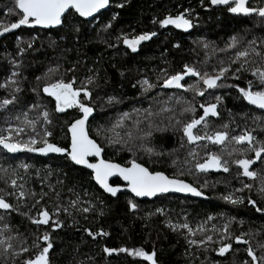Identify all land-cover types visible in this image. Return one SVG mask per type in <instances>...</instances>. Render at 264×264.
I'll return each mask as SVG.
<instances>
[{
    "label": "trees",
    "instance_id": "1",
    "mask_svg": "<svg viewBox=\"0 0 264 264\" xmlns=\"http://www.w3.org/2000/svg\"><path fill=\"white\" fill-rule=\"evenodd\" d=\"M119 3H125V7H116ZM263 3L262 0H255L250 6L260 7ZM13 6L14 0H0L1 25L18 19L8 12V8ZM227 8L212 7L209 0H203V3L201 0H131L130 3L111 0L109 8L96 18H79V34L66 29L45 30L21 26L0 37V85L8 83L7 88L0 87V101L11 99L15 87L22 89L14 93L17 97L14 104L0 109L1 123L9 126V129L21 127L24 125V113H27L28 119L37 120L41 118V111L31 106L42 105L51 113L52 123L46 125L52 132L49 141L68 146V125L81 114L77 109H69L66 113L55 112L54 98L43 93L42 88L50 80H69L73 77L76 79L75 86L79 87L86 77L95 75V83L88 86L92 99L86 101L96 112L89 123V133L103 147L104 157L122 165L138 161L152 171H163L169 176L185 179L207 195L206 199L168 194L154 200H139L124 192L112 197L95 184L89 171L76 166L65 156L55 153L47 156L29 152L8 153L0 146L1 189L5 186L10 192H17L9 184L11 179H16L17 185L25 183L38 194L41 191L48 193L35 207L33 199L31 204L21 206L18 212L0 209V216L4 217L0 220V229L7 224L11 232L6 234L16 233L30 240L24 244L30 251L18 257L11 253L5 256L0 251V264H24L40 250L34 246L37 237H41L37 241L40 247L46 246L47 242L42 239L45 232L50 235L53 244L49 252L50 264H150L126 253L109 256L103 251L105 247L154 250L158 264H242L243 261L253 264L247 255L248 245L235 242L234 237L242 234H247L244 239L251 241L260 258L259 264H264V250L258 247L264 244V212L255 211L249 203L251 198L256 200V206L264 208V198L259 195L264 182V164L257 161L252 165L250 170L258 173L254 180L238 175L242 169L234 163L235 156L224 157L229 161L230 171L227 173L222 170L200 172L195 167L197 162H204L209 152L219 154L222 146L208 144V141L189 143L183 132L186 123L203 114L200 105L216 103L215 97L219 96L220 115L208 117L209 127L205 129L201 125L195 132L223 131L225 129L221 126L228 124L230 136L240 134L246 128L255 129L253 134L264 141V131H261L264 128V112L248 105L239 92V88H247L249 81L253 82V90H260L252 71L257 67L264 69V60L255 53L250 54L249 63L244 65L248 70L240 73H236L235 69L241 61L234 60L237 50L249 48V42L253 40L256 43L251 47L264 55V18L257 14L236 16ZM186 10H191L186 15L193 22V27L188 31L173 25L160 27L152 22ZM115 13L118 16L113 20ZM109 22L112 27L101 31L103 25ZM152 31L157 35L142 42L135 53L122 40H117L118 36L133 38ZM233 36L239 41L236 48L230 47ZM53 40L56 41L55 45L51 44ZM29 42L32 43L31 48L28 47ZM177 44L180 45L178 48L175 47ZM204 44H208V47L205 48ZM21 48L23 54L17 56ZM12 55L19 61L16 68L20 75L14 78L18 85H12L9 81L12 77ZM185 65L209 74L217 73L221 67H229L230 71L218 82L224 86L216 89H206L199 78L193 76L186 77L184 88L162 87L165 77L182 72ZM57 66L59 71L47 77L48 69ZM72 68L75 71H71ZM235 75L240 78L235 79ZM37 77L44 79L38 81ZM145 79L155 85L147 92L140 83ZM198 82L202 90L206 89L203 96L186 90L189 85ZM33 88L38 89L39 95L32 91ZM189 106L195 111H185ZM162 108L170 111H161ZM145 110H150L152 115ZM17 116H20L19 120ZM121 118L126 121L121 124L124 129L118 131L114 125ZM44 127L41 119L37 132L43 135ZM27 128L28 134L32 135L31 128ZM135 139H144V142L136 143ZM245 146L236 145L238 148ZM190 152L196 155L192 156ZM248 156L255 158L254 153H248ZM22 163L31 167L25 170L20 167ZM112 184H120V181L114 179ZM244 184L253 187L249 190L243 188ZM242 188L243 191H238ZM228 195L242 197L243 203L234 205L228 202L224 199ZM78 198L76 207H70V201ZM129 200L138 204L135 212L130 210ZM8 202L23 204L15 196H10ZM57 205L69 208L70 214L61 211L58 217H52L49 225H36L29 219L36 217L42 207H47L52 213ZM84 207L91 210L88 213L79 210ZM158 209H163V212H158ZM57 219L63 227L54 225L53 221ZM185 223L194 230L201 226L215 229L213 240L190 246L188 241L192 236L187 229L180 227ZM170 224L176 227H169ZM225 224L229 226L227 234L222 233ZM86 229L93 233L103 229L109 235L93 238ZM225 235L228 239H225ZM204 236V232L196 231L195 237L199 240ZM20 243V238L13 241L15 250L19 251ZM226 243H231L232 249L221 256L219 248Z\"/></svg>",
    "mask_w": 264,
    "mask_h": 264
},
{
    "label": "snow or ice",
    "instance_id": "2",
    "mask_svg": "<svg viewBox=\"0 0 264 264\" xmlns=\"http://www.w3.org/2000/svg\"><path fill=\"white\" fill-rule=\"evenodd\" d=\"M127 3H130L131 0H126ZM203 3V0H201ZM212 5H226L228 6L227 10L233 14H243L249 16L252 14H257L261 18H264V6L252 7L249 5V0H210ZM110 5V0H14V6L8 8L9 14L15 15L18 19L15 22H12L8 25H0V36L4 35L7 32H11L14 29H19L21 26H27L29 28H42V29H66L69 32L79 34L80 28V19L79 18H95L97 13H100L102 9H107ZM118 8H124L125 3H119L116 5ZM191 10H186V12L179 13L175 16L169 14L163 19L156 20L152 22L154 24H159L160 27H168L169 25L175 26L177 29H183L188 31L193 27V22L189 19L186 13L190 14ZM118 13L113 14L112 19H116ZM112 27V23L109 22L100 29L101 31H107V29ZM157 33L155 31L145 32L143 34L137 35L133 38H129L127 35L118 36L117 40H122V43L126 45L133 53L139 50V45L144 41L151 40ZM56 41L51 42L52 45H55ZM239 43L237 37L233 36L231 40L230 47L236 48ZM256 42L255 40L249 42V48L243 50H237L234 60L241 61L240 66L235 69L236 73L242 71H247L244 67L245 64H248V57L250 54L255 53L257 56H260L264 60V55L257 52L255 48L251 47ZM115 45H109L113 47ZM177 44L175 47H179ZM28 47H32V43H28ZM204 47L207 48L208 44H204ZM23 53H21L22 55ZM15 67V61H12ZM75 71L74 68L70 69ZM59 71V66L57 68H49L47 77H51L52 74ZM230 71L229 67H221L219 71L215 74H209L207 71L201 72L193 66L185 65V68L182 72L172 74L163 79L162 87L164 88H184L185 85L181 83L185 79V76L198 77L199 82H202L206 86V89H216L218 87H223V84L218 83L225 78L226 73ZM20 73L18 71L12 72V77H18ZM252 75L257 78V87L260 90H253L254 85L252 81L248 82L247 88H239V92L242 96V99L246 100L249 105L256 106L258 109L264 110V69L255 68L252 71ZM96 76H88L85 81L81 83L79 87H76L75 77L65 80L63 78L55 79L54 81L47 82L42 88V92L46 93L48 97L54 98V109L57 113H66L69 109H77L80 115L78 118H75L73 122L68 125V132L70 133V143L68 146H59L55 143H51L48 137L52 136V132L49 131L46 125L52 123L51 113L39 104H32V109H39L41 111V118L37 120H30L27 118V113H24L23 127H17L15 129H8L7 135L0 134V146L3 149H6L8 153H19V152H29V153H40L47 156L49 153L60 154L65 156L75 165H81L86 169H91L93 179L95 182L104 190V192L110 194L112 197H116L118 193L122 191L121 187L113 186L109 183L111 177L119 176L122 177L124 181L127 182L128 190L135 194L136 197H155L158 194L168 193V192H182L190 193L193 196H202L203 193L198 190L193 185L186 183L185 181L178 178H169L163 172H151L148 168L144 167L142 164L137 163L135 160L131 161L130 167L121 166L118 163H113L100 159L97 163L90 162V157H101L104 149L89 135L88 123L89 117L92 116L94 108L90 106L86 101L92 99V92L89 90V85H93L96 80ZM235 79H239L238 75L234 76ZM44 79V77H37V80ZM9 81L12 85H18L16 79L9 78ZM197 84L189 85L186 90H193L198 95L203 96L206 89H201ZM144 86V91L147 92L155 85L151 84L147 79L140 82ZM0 87H8V83L0 85ZM22 89L17 86L13 90L12 98H4L0 101V109L7 108L8 105H12L17 101V97L14 93H18ZM33 92H36L39 95L38 89L33 88ZM83 94V99L81 95ZM111 99V98H110ZM216 103H210L207 106L201 104L200 107L203 109V115L198 119H192L191 122L186 123L183 126L184 135L187 138L189 143H197L199 141H208L215 145H221V152L218 154L216 152H209L207 158L204 162H197L195 167L200 172H208L209 170L223 171L225 173L230 171L229 161L225 159V155L228 157H237L234 160V163L238 168L242 169V173L238 175H243L250 179L257 178V171L250 170L252 165L257 161H260L264 164V141L257 139V136L254 135L255 129L249 130L245 129L243 132L237 135H231L227 131L229 125L224 124L221 127L225 130L223 131H214L209 133L205 131L203 134L199 132H194V129H197L198 126L203 125L205 129L209 127L207 118L209 116L218 117L220 115L218 111V106L221 103V97H215ZM179 102V101H178ZM148 112V115H152L150 110H145ZM161 111H170L168 108H162ZM185 111H195L194 108L189 106L185 108ZM125 117L128 116L127 113L124 114ZM17 120L20 119V116L16 117ZM42 122L45 125L43 129V135L37 132V124ZM255 122V121H254ZM138 123V122H137ZM179 123V121H177ZM25 127H30L32 135L28 136L27 140L14 139L13 133L16 136H21L25 132ZM261 131H264V128H261ZM100 130H98L99 134ZM131 135V133H129ZM39 137V139L37 138ZM236 145L244 146L242 148L236 147ZM231 146V147H230ZM151 151V149H148ZM248 153H254L255 158H250ZM192 156H195V152L189 153ZM243 157V158H240ZM21 168L27 170L31 167L28 164H21ZM7 170H5L6 172ZM50 175V173H49ZM59 182V181H58ZM7 183V181H6ZM11 187L17 189V192H5L3 189H0V209L5 212L9 211H19L17 206H14L12 203L8 202L6 196H15L18 201L22 199H27L31 196L35 200V204H40L48 193L41 191L39 194L35 191L28 189L25 190L24 184L17 185L16 179H11ZM53 191L55 189L52 185H49ZM253 186L251 184H244L243 188L251 190ZM239 189L238 191H243ZM259 195L264 198V182H262L259 189ZM39 196V199L36 197ZM57 198L59 194L57 193ZM225 200L232 204L243 203L242 197L234 198L232 195L224 197ZM79 203V198L75 201H70V207H76ZM249 203L254 206L255 211L264 212V208H260L257 205L256 200L249 198ZM128 205L131 211L135 212L138 209V204L132 200L128 201ZM84 213H88L91 209L89 207H84L79 209ZM69 213V208H63L62 206H55L52 213L49 212L47 207H42L41 210L37 213L36 217H29L31 222L36 225H49L50 220L53 216H59L60 212ZM158 212H163V209H158ZM70 214V213H69ZM103 215V213H100ZM4 217L0 216V220H3ZM213 219V217H209ZM54 225L57 228L63 227L62 222L57 219L53 221ZM169 227L175 228V225H169ZM180 227L188 230L190 236L195 237L196 231H203V226L194 231L187 223L181 225ZM228 224L223 226V232L228 233ZM215 231V229H213ZM89 236L93 238L97 236H108L109 233L103 231V229L93 233L91 230L86 229ZM10 227L5 224L2 229H0V251L7 256L11 253L14 256H20L24 252H29L30 249L25 247L24 244L26 241H21L19 251L15 250L13 241L18 239V235L6 234L10 233ZM247 234H242L241 236L234 237L237 244H246L248 245L246 251L247 255L251 257L253 264H259L260 258H258L256 251L253 249L251 241L244 239V236ZM41 237H37L34 241V246L39 248V252L35 255V258H29L24 261V264H50L49 252L53 247L51 242L50 235L45 232L42 236L43 241L47 242L45 247H40L37 243ZM225 239H228L225 235ZM213 237L207 235L206 239L197 241L195 239H190L188 241L190 246H195L198 243L204 244L211 242ZM259 248L264 250V244H259ZM232 249L231 243H226L219 248V255L223 256ZM103 251L109 256L116 253H126L133 258H142L144 261L150 262V264H158L156 259V252L153 250L151 252L145 251L143 248L138 249H129L122 247L119 249L105 247ZM242 264H249L248 261H243Z\"/></svg>",
    "mask_w": 264,
    "mask_h": 264
},
{
    "label": "water",
    "instance_id": "3",
    "mask_svg": "<svg viewBox=\"0 0 264 264\" xmlns=\"http://www.w3.org/2000/svg\"><path fill=\"white\" fill-rule=\"evenodd\" d=\"M253 1H255V0H249V5L253 2ZM263 2H264V0H262ZM110 2H111V0H110ZM209 2H210V0H209ZM211 4V3H210ZM110 6V5H109ZM211 6L212 7H228V6H226V5H212L211 4ZM262 6H264V3H263V5ZM109 8V7H108ZM107 8V9H108ZM107 9H102L101 10V12L100 13H102L103 11H106ZM100 13H97L96 15H95V18L100 14ZM231 14H233V13H231ZM233 15H236V16H241V15H243V14H233ZM83 19H85V20H92V19H94V18H92V17H89V18H83ZM45 30H49V29H45ZM186 77H189V76H185V78ZM248 103V102H247ZM249 105V104H248ZM250 106H252V107H255L256 109H258L256 106H253V105H250ZM258 110H260V111H264V110H261V109H258ZM95 114H96V112H95V109H94V112H93V114H92V116H90L89 117V123H90V121H91V119L95 116ZM82 115V114H81ZM203 115V114H202ZM210 117V116H209ZM89 123H88V129H89ZM199 127V126H198ZM195 130V129H194ZM69 133V132H68ZM89 135H90V133H89ZM91 136V135H90ZM92 137V136H91ZM93 138V137H92ZM69 139H70V133H69ZM94 139V138H93ZM98 143V142H97ZM6 150V149H5ZM20 153V152H19ZM104 159V160H106V161H110V162H113V163H118V162H115V161H111V160H108V159H106L105 157H104V151H103V153L101 154V157H90L89 159H90V162H92V163H97V162H99V160L100 159ZM137 163H140V162H138V161H136ZM74 164V163H73ZM118 164H120V163H118ZM140 164H142V163H140ZM121 166H124V167H130L131 166V163L129 164V165H122V164H120ZM144 167H146V168H148L146 165H144V164H142ZM76 166H78V167H81V168H84L83 166H81V165H76ZM84 169H86V168H84ZM149 169V168H148ZM87 171H89L91 174H92V178H93V173H92V170L91 169H86ZM149 171H151V172H163V171H152L151 169H149ZM165 175H167L169 178H176V177H172V176H169L168 174H166L165 172H163ZM114 179H118L119 181H120V184H117V185H114V184H112V180H114ZM178 179H180V178H178ZM181 180H183V181H185L186 183H189V184H191V185H193L191 182H189V181H187V180H185V179H181ZM93 181L95 182V180L93 179ZM109 183L110 184H112L113 186H119V187H121V189H122V191L120 192V193H124V192H128V193H130L133 197H135V198H137V199H139V200H154L155 198H157V197H160V196H163V195H168V194H177V195H182V196H186V197H190V198H199V199H206L207 198V196L203 193V195L202 196H193L192 194H190V193H182V192H168V193H163V194H158L157 196H155V197H136L135 196V194L134 193H132V192H130L129 190H128V187H127V182L126 181H124L123 180V178L122 177H119V176H114V177H111L110 178V180H109ZM95 184L104 192V190L95 182ZM194 187H196L195 185H193ZM198 190H200L198 187H196ZM201 191V190H200ZM105 194H107V195H110V194H108V193H106V192H104ZM119 194V193H118ZM117 194V195H118ZM111 196V195H110Z\"/></svg>",
    "mask_w": 264,
    "mask_h": 264
},
{
    "label": "rangeland",
    "instance_id": "4",
    "mask_svg": "<svg viewBox=\"0 0 264 264\" xmlns=\"http://www.w3.org/2000/svg\"><path fill=\"white\" fill-rule=\"evenodd\" d=\"M0 25H1V23H0ZM17 39H19V37L17 38ZM23 49L21 48V49H19V51H18V53H17V56L18 55H21V53L23 52L22 51ZM13 57H15V56H10V61L12 60V61H15V63H16V65H18L19 64V61H17L16 59H14ZM13 71H17V68L13 65V68H12V72ZM12 74V73H11ZM12 76V75H11ZM11 78H15V77H11ZM131 117H128L127 119H130ZM126 120H125V118H121L120 120H118V123H116L114 126L116 127V129H118V131H120V129H124V127L123 128H121V124L123 123V122H125ZM24 125H22L21 127H23ZM15 127V126H14ZM15 128H17V127H15ZM9 129V126H7V125H5L4 123H1L0 122V134H2V135H7L8 134V132H7V130ZM125 134V133H124ZM126 134H129V133H126ZM28 136H29V134H28V128L27 127H25V132H24V134H22L21 136H16V134L15 133H13V138L14 139H22V140H27L28 139ZM124 135H122L121 137H123ZM136 140V143H142V142H144V139L143 140H141V139H139V140H137V139H135ZM204 145V144H203ZM205 145H208L207 143H205ZM3 161H1V163H2ZM9 184H10V182H9ZM24 186H25V190H28L29 188L26 186V184L24 183ZM2 188H3V190L5 191V192H10V190H8L7 189V187H5V186H2ZM1 189V188H0ZM10 196H6V199L8 200V198H9ZM37 199H39V197L37 198ZM33 200V198L31 197V196H29L26 200L25 199H22V201H23V204H21V205H15L14 204V206H17L18 207V209L21 207V206H26V203H28V204H31V201ZM83 201V200H82ZM84 203H85V201H84ZM27 208V207H26ZM25 209V208H24ZM24 209H23V211H24ZM26 214H28V213H26ZM24 215V214H23ZM9 223V222H8ZM200 228V227H199ZM194 230V229H193ZM194 231H196V230H194ZM200 232H204L205 234H206V236L207 235H211L212 237H213V229H208V228H205V227H203V231H200ZM222 233L223 234H225L224 232H223V229H222ZM12 235H18V238H20L21 239V241H30L29 240V238L27 237L26 239L25 238H21V236H20V234H16V233H13ZM206 236H204V238L202 239V240H204V239H206ZM191 239H195V240H198V241H201V240H199L197 237H191ZM36 255V254H35ZM35 255L32 257V258H35Z\"/></svg>",
    "mask_w": 264,
    "mask_h": 264
},
{
    "label": "flooded vegetation",
    "instance_id": "5",
    "mask_svg": "<svg viewBox=\"0 0 264 264\" xmlns=\"http://www.w3.org/2000/svg\"><path fill=\"white\" fill-rule=\"evenodd\" d=\"M7 34H9V32H7V33H5L4 35H2V36H0V37H4L5 35H7ZM187 78H185L183 81H181V83L183 84L184 83V81L186 80ZM252 107V106H251ZM253 108H255V107H253ZM256 109V108H255ZM256 110H258V109H256ZM259 112H264V111H260V110H258ZM194 132H195V130H194ZM208 144H212V143H208ZM206 160V159H205ZM209 171H215V170H209ZM207 196V195H206Z\"/></svg>",
    "mask_w": 264,
    "mask_h": 264
}]
</instances>
